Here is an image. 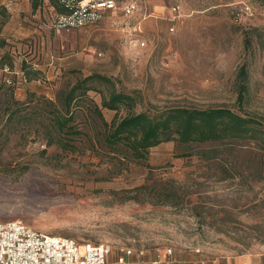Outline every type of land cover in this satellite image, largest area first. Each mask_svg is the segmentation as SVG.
I'll return each mask as SVG.
<instances>
[{"label": "rangeland", "instance_id": "1", "mask_svg": "<svg viewBox=\"0 0 264 264\" xmlns=\"http://www.w3.org/2000/svg\"><path fill=\"white\" fill-rule=\"evenodd\" d=\"M140 2V10L130 17L114 11L81 28H38L14 41L0 38V56L11 55L13 61L12 72L0 71V82L5 76L20 81L25 61L42 77L21 86L14 97L26 101L31 93L56 100L77 79L100 73L116 90L134 96L135 112L225 105L253 115L264 130V0ZM175 3L182 16L170 31L168 17ZM38 5L41 14L46 6ZM30 19V25L45 26L42 15ZM245 35L251 38L249 48ZM136 39L145 46L138 47ZM242 63L248 92L240 106L235 77ZM106 88L99 84L105 93ZM90 96L100 102L99 93L91 91ZM0 98L7 96L0 91ZM126 112L122 107L117 116ZM102 114L109 121L115 111L102 109ZM75 122L82 132L74 139L77 149L51 145L45 157L39 154L45 144L34 125H17L5 141L0 136V221L20 219L42 233L105 242L113 249L143 248L147 254L156 248L204 258L264 251V180H223L197 155L177 157L183 148L173 140L151 148L147 162L123 164L103 152L99 119L76 109ZM207 145L191 147L195 151ZM238 157L261 156L250 146ZM155 179L180 182L191 192L186 196L190 202L127 198L133 195L129 190Z\"/></svg>", "mask_w": 264, "mask_h": 264}, {"label": "trees", "instance_id": "2", "mask_svg": "<svg viewBox=\"0 0 264 264\" xmlns=\"http://www.w3.org/2000/svg\"><path fill=\"white\" fill-rule=\"evenodd\" d=\"M39 1L43 6L55 4L54 0H47V3L44 0H32L33 9ZM43 18V24L46 25L47 18ZM3 43L0 40V47ZM244 46H251L248 35L244 37ZM11 57L8 54L0 56V71L12 72ZM20 72L26 82L42 77L40 70L25 61L21 63ZM5 77L11 80L10 84H6ZM5 77L0 82V91L7 96L5 99L0 98V136L5 141L7 134L16 131L17 125H34L35 131L44 140L45 146L39 150L42 157H45L47 147L51 145H57L61 150L77 149L74 139L82 135V132L75 122V111L82 109L100 120L98 141L103 152L116 157L123 164L147 162L152 147L173 140L183 148L177 157L195 154L208 167L219 172L223 180L238 176L264 180V130L260 128L261 122L249 113L238 112L225 105L205 108L172 106L135 112L134 96L116 90L114 82L100 73H91L77 79L68 89L58 92L56 100L30 93V98L20 101L14 97L17 82L9 76ZM100 83L107 85L106 93L99 89ZM235 83L236 103L242 106L248 92L245 63L238 68ZM91 91L99 93V103L91 98ZM122 107L127 112L118 117L117 112ZM102 109L115 111V114L108 121ZM193 144L208 145L197 147L194 151L191 147ZM250 146L256 148L261 157H238ZM1 151L2 145L0 157ZM129 192L133 195H129L128 199L154 200L169 205L189 203L186 196L191 193L185 191L180 182L172 179L147 180Z\"/></svg>", "mask_w": 264, "mask_h": 264}, {"label": "built area", "instance_id": "3", "mask_svg": "<svg viewBox=\"0 0 264 264\" xmlns=\"http://www.w3.org/2000/svg\"><path fill=\"white\" fill-rule=\"evenodd\" d=\"M46 26L75 29L100 22L107 13L120 12L130 17L140 10V0H54ZM243 11L247 13L249 6ZM182 16L177 3L170 7L169 30L174 31ZM235 19H237L235 17ZM138 47L145 41L136 39ZM5 71H7L5 69ZM11 83L8 77L4 78ZM151 259L143 248L119 247L109 243L76 241L73 238L39 232L20 219L0 221V264H159L171 256V249H154Z\"/></svg>", "mask_w": 264, "mask_h": 264}, {"label": "crops", "instance_id": "4", "mask_svg": "<svg viewBox=\"0 0 264 264\" xmlns=\"http://www.w3.org/2000/svg\"><path fill=\"white\" fill-rule=\"evenodd\" d=\"M47 3V0H44ZM42 13L39 12V7L32 8V0H0V38L6 41H14L22 34L38 32V28L47 30L46 25H37L36 23L30 25V17L39 19L40 15L45 16L51 12L50 8L46 6L42 8ZM28 14V16H24ZM5 14L6 16H2ZM48 15H46V18ZM20 72V70H19ZM21 74V72H20ZM32 81L26 82L22 77L18 81L16 90L21 86L30 85ZM156 147V146H154ZM153 148V147H152ZM152 254H147L145 258L151 259ZM159 264H264V251H252L240 254L224 255L220 257L204 258L192 253L178 252L170 257L162 259Z\"/></svg>", "mask_w": 264, "mask_h": 264}]
</instances>
